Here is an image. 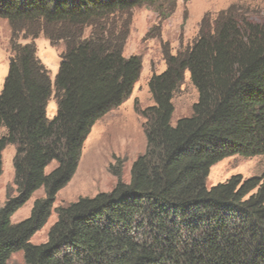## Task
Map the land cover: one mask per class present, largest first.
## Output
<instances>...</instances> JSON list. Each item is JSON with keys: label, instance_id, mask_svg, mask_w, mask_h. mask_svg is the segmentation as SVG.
<instances>
[{"label": "trees", "instance_id": "obj_1", "mask_svg": "<svg viewBox=\"0 0 264 264\" xmlns=\"http://www.w3.org/2000/svg\"><path fill=\"white\" fill-rule=\"evenodd\" d=\"M158 1L0 0L11 29L0 89V176L2 150L15 149L13 188L0 203V264L16 252L25 264H264V174L206 185L211 167L226 158L264 157V23L234 5L203 18L182 50L163 51L165 69L148 81L153 104L136 110L146 149L129 181L121 165L112 166L109 192L53 208L92 127L139 79L141 58L123 55L131 11ZM163 1L173 8L176 0ZM40 34L63 45L53 81L35 44L18 42ZM186 72L197 101L172 124ZM40 189L29 216L13 223ZM52 211L46 242L32 244Z\"/></svg>", "mask_w": 264, "mask_h": 264}, {"label": "rangeland", "instance_id": "obj_2", "mask_svg": "<svg viewBox=\"0 0 264 264\" xmlns=\"http://www.w3.org/2000/svg\"><path fill=\"white\" fill-rule=\"evenodd\" d=\"M159 1L155 7L140 6L131 11L129 33L123 55L141 58L142 68L139 79L129 98L92 127L83 144L76 173L58 192L53 208L67 205L79 197H93L99 192H109L116 184L115 177L110 173L112 166L121 165L122 180L125 183L129 181L132 162L146 149L144 119L136 110H143L153 104L148 81L152 74H159L165 69L163 60L165 49L172 54L182 50L197 36L203 18L212 21L219 12L232 5L239 14L255 22L264 23V0H176L173 8L170 2ZM10 39L11 29L7 21L0 18V89L11 56ZM18 42L35 44L36 55L53 81L63 51L62 43L52 46L42 34L34 40L20 38ZM196 101L197 91L186 72L183 84L173 97L174 111L171 123L174 124L177 119L189 116ZM55 110L52 97L47 105V117L51 119ZM2 132L3 130H0V134ZM14 153L15 149L12 145H7L1 152V204L5 201L6 192L13 188ZM261 174H264V157L244 159L232 156L211 167L206 185L208 188L212 187L235 175L249 178ZM42 197L43 191L41 189L36 191L14 213L11 221L17 223L28 217L34 200ZM55 220L56 215L52 211L47 223L32 236L30 242L35 245L46 242L48 229ZM7 264H25L22 252L13 253Z\"/></svg>", "mask_w": 264, "mask_h": 264}]
</instances>
